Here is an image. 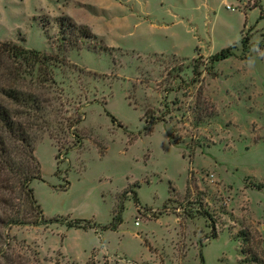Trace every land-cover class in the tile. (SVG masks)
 <instances>
[{
	"label": "rangeland",
	"instance_id": "rangeland-1",
	"mask_svg": "<svg viewBox=\"0 0 264 264\" xmlns=\"http://www.w3.org/2000/svg\"><path fill=\"white\" fill-rule=\"evenodd\" d=\"M254 4L264 9L0 0V43L51 57L54 79L0 71V84L39 106L0 94L13 121L0 116V264H264V19ZM72 133L82 148L67 149ZM118 211L117 231L105 229ZM57 217L97 229L44 224Z\"/></svg>",
	"mask_w": 264,
	"mask_h": 264
},
{
	"label": "trees",
	"instance_id": "trees-1",
	"mask_svg": "<svg viewBox=\"0 0 264 264\" xmlns=\"http://www.w3.org/2000/svg\"><path fill=\"white\" fill-rule=\"evenodd\" d=\"M254 7H259L260 10V18L264 19V9L262 6L254 4ZM63 21V20H62ZM71 26L75 29H78V33L81 36L85 35H92L91 32L87 30V28H82L80 26H77L75 23H70ZM249 37H243L242 38V47L243 49H247L249 47ZM236 48V45L229 46L223 50H221L219 53L213 55L210 58V62L212 65L224 61L234 55L233 50ZM4 57L8 58L7 62L2 63V59ZM0 59H1V65H0V71L2 68L5 70H8L7 78L10 77L11 79L17 82L19 81H25L27 75H32L36 70L39 71V75L41 74V82L49 83L50 86L54 83V79L52 78V72L48 67V62L50 59H52L49 56H46L45 54L40 53L36 50H27L18 44L12 43V42H5L0 43ZM25 65V66H23ZM7 73V72H6ZM1 77V76H0ZM7 78L4 80L6 81ZM10 84H0V94L7 98H11V100H14L16 103L21 104L22 106H31L33 109L39 108L38 106V99L34 98L33 96H25L21 95L19 93L15 94L14 92V86H9ZM32 97V98H31ZM32 103H29V102ZM34 105V106H33ZM30 108V107H29ZM0 116L2 117L1 120L4 123L6 127H9L13 125L12 118L9 115V112L6 111L4 108H0ZM110 116V114H109ZM112 121L116 122V118L114 116H111ZM156 120V119H155ZM81 120L76 121L75 123H69L68 126L70 128H74L75 126L80 123ZM153 122V121H152ZM151 122V123H152ZM122 124H120L121 126ZM76 137V142L73 143V145L69 146L67 149L71 150L74 148H82V139L76 135L75 133H72ZM59 155V154H58ZM58 159V156L56 157ZM57 175V173H56ZM58 176V175H57ZM38 179H42L40 175L37 177ZM32 180V177H26L23 181V188L27 194V197L30 201V203L33 206H37V200L34 195V190L30 188L29 182ZM70 185V182H66V186L62 187L63 191L68 190ZM135 203L138 204V199H135ZM122 211H118L115 213V215L112 218V222L106 226L105 229L111 230V231H117L118 227L122 224ZM49 223H61L63 225H67L69 228H81L83 230H90V229H97L96 226L87 219H81V218H75L71 219L70 217H57L55 219H50L48 222H45L44 224ZM201 260L203 262V256H201Z\"/></svg>",
	"mask_w": 264,
	"mask_h": 264
}]
</instances>
